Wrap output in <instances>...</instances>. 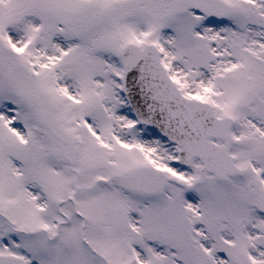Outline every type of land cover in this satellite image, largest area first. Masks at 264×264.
Listing matches in <instances>:
<instances>
[{
    "label": "snow or ice",
    "instance_id": "6c2138e0",
    "mask_svg": "<svg viewBox=\"0 0 264 264\" xmlns=\"http://www.w3.org/2000/svg\"><path fill=\"white\" fill-rule=\"evenodd\" d=\"M0 264H264V0H0Z\"/></svg>",
    "mask_w": 264,
    "mask_h": 264
}]
</instances>
